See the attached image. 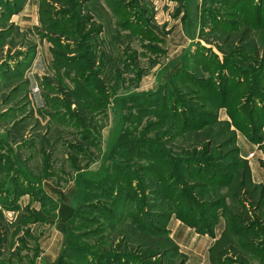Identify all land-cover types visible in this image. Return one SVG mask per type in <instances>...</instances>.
I'll return each instance as SVG.
<instances>
[{"label": "rangeland", "instance_id": "rangeland-1", "mask_svg": "<svg viewBox=\"0 0 264 264\" xmlns=\"http://www.w3.org/2000/svg\"><path fill=\"white\" fill-rule=\"evenodd\" d=\"M75 1L57 7L51 30L39 23L32 32H21L9 17L0 21V264H47L44 250L56 207L61 193L73 187L76 211L62 252L50 264H86L81 258L86 250L95 254L88 264H113L98 256L117 249L144 251L130 237L129 218L119 217L124 205L113 200L120 189L122 194L145 190L149 204L153 194L161 199L149 189H161L147 170L153 163L139 149L167 132L174 138L165 150L193 153V136L178 135L182 120L168 107L180 97L188 106L207 107L197 79L207 85L217 77L229 51L224 31L255 3L245 0L230 8L234 0H123L112 11L106 0H95L87 15L91 23L84 27ZM37 51L45 60L34 71ZM255 81L247 77L240 89L255 88ZM229 113L220 108L218 120L231 121ZM132 202L126 201L123 212H131ZM216 212L214 231L220 222L225 229L222 210ZM166 221L162 226L168 228ZM242 241L228 264H264V241L252 231Z\"/></svg>", "mask_w": 264, "mask_h": 264}, {"label": "trees", "instance_id": "trees-1", "mask_svg": "<svg viewBox=\"0 0 264 264\" xmlns=\"http://www.w3.org/2000/svg\"><path fill=\"white\" fill-rule=\"evenodd\" d=\"M244 1L234 0L229 7L232 5L233 8ZM94 2L95 0L75 1L79 14H84L81 21H78L84 27L91 23L90 16L87 15L93 14ZM106 2L112 11H117L123 4V0ZM64 3L67 2L40 0L39 18L44 29H52L55 11ZM0 4L5 5L9 11L6 12L7 17L19 6L9 0H0ZM246 7L248 9L243 10L244 14L242 12L237 15L236 20L231 21L230 29L224 31L222 43L229 47V51L227 62L221 67L217 77L208 81L207 85L204 80L197 79V85L205 92V96L200 99H205L207 107L188 106L180 96L172 100L168 107L173 118L182 120L178 135L193 136L194 144L197 145L191 150L193 153L177 156L171 154L170 150H165L162 146L174 138L171 133L147 139L144 142L146 148H140L139 152L142 155L148 154L153 163L152 168L147 170L155 177L161 189H149L159 193L161 199L153 194V204H149L145 190H129L122 194V189L119 188L113 200V205L122 203V208H125L127 200L134 201L129 208L126 207L131 208V212L125 213L121 208L119 217L122 222L129 218L133 225L132 231L134 230L130 237H134L144 251L138 254L127 249L125 252L117 249L110 256L100 254V260L109 258L113 264H143L148 259L159 256L162 257L159 264H187V256L181 253L168 228L162 226L163 220L167 219V226L170 216L175 215L197 232L215 237L214 225L219 216L216 211L220 209L225 217L226 227L222 236L210 248L211 264H228L230 254L240 253L239 245L243 244L242 240L248 231L264 241V186L252 180L249 162L240 156L237 144L239 130L251 142L259 144L264 152V0H255L253 6ZM230 58L234 60L231 61ZM228 64L234 71L226 68ZM185 74L189 76L190 72ZM247 77L257 79L252 82L255 88L245 87L242 90L240 85L245 83ZM230 86H234L231 93ZM166 97L167 93L161 94V98ZM223 107L230 111L231 121L218 120V111ZM204 108L207 109L206 112L203 111ZM199 146L205 148L200 150L197 148ZM261 165L264 168V159L261 160ZM127 179L125 183L133 185L134 182ZM77 184L79 188L82 186V182ZM75 194L73 200H76ZM132 204L135 206L133 210ZM150 206L159 210L152 211ZM167 209L170 210L169 213L166 212ZM71 222L72 219L69 223ZM142 239L143 242L140 243ZM244 243L248 245L247 241ZM82 253L81 258L86 264L95 256L87 250Z\"/></svg>", "mask_w": 264, "mask_h": 264}, {"label": "crops", "instance_id": "crops-1", "mask_svg": "<svg viewBox=\"0 0 264 264\" xmlns=\"http://www.w3.org/2000/svg\"><path fill=\"white\" fill-rule=\"evenodd\" d=\"M2 5L3 4H0V8ZM39 8L40 5L37 0H24L19 4L18 9L12 12L9 18H7L10 23H16L18 25V30L20 28L19 31L30 33L33 31L34 27L40 23ZM0 17H2V20L0 19V21H6L5 14L0 12ZM38 51L32 66L34 71L37 68V65L42 66L45 60L44 56L41 58ZM35 99L37 100L38 97ZM237 144L240 156L249 162L252 180L255 183L264 186V168L261 165V160L264 159L263 150L259 144L251 142L243 133L237 134ZM73 194L74 187L63 192V194L61 193L56 218L53 221V234L48 240V245L44 250V262L47 264L52 263L57 256L60 255L63 245L65 244L64 232L76 211ZM168 229L171 237L179 246L181 253L187 256V264H211L209 258L210 248L221 236L224 226L220 222V225L215 230V237H212L208 234L197 232L195 228L172 216L168 223ZM43 257L44 256H42V258Z\"/></svg>", "mask_w": 264, "mask_h": 264}]
</instances>
